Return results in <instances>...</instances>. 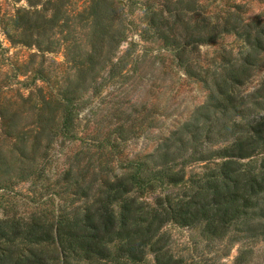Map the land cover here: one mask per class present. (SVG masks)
I'll return each mask as SVG.
<instances>
[{"label":"trees","instance_id":"1","mask_svg":"<svg viewBox=\"0 0 264 264\" xmlns=\"http://www.w3.org/2000/svg\"><path fill=\"white\" fill-rule=\"evenodd\" d=\"M69 1L28 0L5 30L10 44L36 52L20 66L14 100L0 103V190L29 181L38 201L28 216L0 218V264H182L169 224L208 243L264 242V89L242 90L261 65L264 24L223 8L192 20L196 1L142 0L147 30L207 96L151 152L133 153L130 142L152 128L146 103L105 101L108 93L90 110L110 107L91 134L79 138L78 129L84 96L128 78V55L118 53L134 0H83L76 14ZM224 36L240 46L218 63L192 57ZM58 47L65 61L56 73L45 55ZM77 139L53 168L56 143Z\"/></svg>","mask_w":264,"mask_h":264},{"label":"rangeland","instance_id":"2","mask_svg":"<svg viewBox=\"0 0 264 264\" xmlns=\"http://www.w3.org/2000/svg\"><path fill=\"white\" fill-rule=\"evenodd\" d=\"M181 1L184 5L196 1L197 9L188 15L193 18L192 20L200 21L205 15L223 8L224 11L228 9L238 14L246 22L255 20L264 24V0H215L213 5L210 0ZM69 2L70 14H76L84 6L83 0ZM141 2L142 0H134L129 8L132 13H128V39L120 46L118 53L119 56L125 53L128 55L129 63L125 69L129 71L128 78L104 83L98 92H89L84 96L79 113L81 125L78 129L79 138L91 134L96 118L104 115L110 107L101 106L105 110H101L95 116L90 110L95 108L101 102V98L108 93L111 94L105 101L119 99L124 102L129 101L130 105L146 103L147 108L143 115H148L147 122L153 120L152 128L145 136L130 142L129 150L133 153L151 152L159 139L185 121L196 107L205 102L207 96L201 84L187 77L176 65L173 52L165 48L152 32L147 30L144 14L140 10ZM40 7L38 6L37 9ZM21 8H28V0H0V103L14 100L19 88L17 82L25 80V77L20 75L24 72L20 66L26 63L30 54L36 52L32 48L10 44L5 34V30H11L12 19ZM239 46L240 42L233 36H224L209 45L196 48L192 57L198 58L201 64H211L213 61L218 63L217 57L222 50L230 48L237 50ZM45 59V66L59 73L65 61L63 47H58L54 53L46 54ZM36 61L41 60L37 58ZM106 75L107 72H104L103 77ZM259 88L264 89V54L254 77L242 90L250 92ZM21 92L26 94L25 91ZM78 144V139L56 143L53 168L61 169ZM34 190L29 181L21 182L5 192L0 190V218L28 216L33 212L38 201V191ZM163 231L169 236L171 253L180 259L182 264H238V258L244 261L241 264H264V242L261 241L247 240L230 247L226 240L206 242L195 229L169 224Z\"/></svg>","mask_w":264,"mask_h":264}]
</instances>
